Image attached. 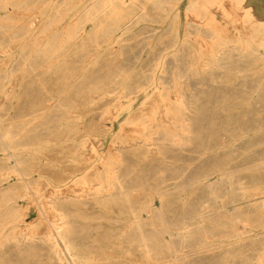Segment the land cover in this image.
<instances>
[{"label":"rangeland","instance_id":"obj_1","mask_svg":"<svg viewBox=\"0 0 264 264\" xmlns=\"http://www.w3.org/2000/svg\"><path fill=\"white\" fill-rule=\"evenodd\" d=\"M27 1L8 5L10 17L3 21L9 26L0 27V123L16 136L13 146L0 147V172L7 177L1 187H20L17 171L9 172L17 169V159L23 170L36 169L41 162L46 169L32 172L31 191L18 197L25 230L7 228L8 237L0 236V264H57L48 259L44 243L33 245L23 235L51 231L57 213L45 202L54 192L80 189L82 172L76 168L111 148L112 140L137 143L122 147L127 159L122 171L134 204L153 197L162 209L166 227L143 229L157 253L171 245L189 255L184 264H264V209L251 200L259 197L261 202L264 195V55L247 51L237 39L264 42L262 2L223 0L222 7L208 6L209 21L202 22L185 14L189 0L178 6L176 21L147 2L150 20L128 27L120 43H102L100 48L84 36L48 62L31 39H46L39 31L61 0ZM250 3L247 9H258L263 16L245 20L244 6ZM29 29L38 36L27 33ZM217 56L221 59L216 63ZM142 85L145 92L122 95L126 87ZM184 117L188 131L181 130ZM247 193L256 195L246 198ZM70 199L66 211L77 243L89 255L85 264H160L158 258L141 259L135 245L116 238L122 230H132L129 211L118 202ZM182 225H190V231L180 233ZM134 232L125 231L124 237Z\"/></svg>","mask_w":264,"mask_h":264},{"label":"bare ground","instance_id":"obj_2","mask_svg":"<svg viewBox=\"0 0 264 264\" xmlns=\"http://www.w3.org/2000/svg\"><path fill=\"white\" fill-rule=\"evenodd\" d=\"M19 1H21V0H0V10H5L6 11V13H5L6 16H5V14H1L0 15V27L1 28L9 26L8 24L5 23V21H3V20H5L7 18V16L10 17L9 14H10L11 10L8 8L9 7L8 5L11 4V5H14L15 7H17V2H19ZM57 1H59V0H57ZM240 1H241L240 4L243 5V4H246L247 0H240ZM147 2H152L155 5V7L158 10H160V11L162 10L165 13L166 16L173 15V19L176 21L177 20L176 17H179V14H180L179 13L180 11H178V9H179L178 6L181 4V2H184V0H61V2H60L61 5L60 6L53 7L52 18H51V20L49 22L46 23V25H47L46 28H43V29L41 28L40 31H39V33H45L46 39L38 40V39H36L34 37L31 39L32 42L33 41L36 42V46H35L34 50L36 51V53L38 55H39V53H41V54L43 53V55L45 57L44 59L49 62L52 59L54 61V58L57 57L59 55V53H61L62 51L70 49L73 45L78 43L79 40L83 39L84 36H87V38L90 41V43L92 42L93 45L96 46V47H99L100 45H102V43L105 44V43H110V42H113V41L115 43H118L121 40V37L126 33L128 27L138 26L142 22L150 20V17L147 15V10H146V6H145V3H147ZM69 3H71V5L68 6ZM211 4L212 5L213 4H215V5L217 4L218 7H220V6L222 7L225 3L223 2V0H200V1L189 0L188 4L186 6V9H185V14L188 16V18L189 17L190 18L191 17L192 18L195 17L196 19H198V20L194 19L195 22L199 21V20H201V22H202L203 19H204V21H207V20L209 21V19H206L207 18V9H208V6L211 5ZM250 5H251V3L249 5H245L244 6L246 8V9H244L245 20H251L252 21V18L254 17V15H257V17H258V15L259 16H263L261 13H259L258 9H252V8H248L247 9V7L250 6ZM20 9L23 10L22 8H20ZM183 10H184V8H183ZM28 11H27V13H28ZM17 12H19V11H17ZM49 12L50 11H48V13ZM213 12H214V10H213ZM20 14H22V13H20ZM160 14H161V12H160ZM12 15H13V17H15L14 14H12ZM192 18H191V20H192ZM160 19H161V17H160ZM256 19H258V18H256ZM248 22H250V21H248ZM254 22H256L255 24H258L259 20L254 21ZM254 22H253V24H254ZM207 23L211 24V22L210 23L207 22ZM260 23H261V26L264 27V19H260ZM253 24H251V25H253ZM88 26H90V29L87 30ZM253 26H255V25H253ZM253 28H255V27H253ZM27 31H28L27 33H31L32 36H38V34H39V33H32L30 29L27 30ZM215 31H220V30H218V29L214 30V33H215ZM9 33H10V31H9ZM14 34L17 35V30L14 31ZM6 35H8L7 32H6ZM115 35H118V36H117V38L114 39ZM237 39H238V42H240V43L243 42L242 44L245 43L244 47H245V49H247V51L248 50L250 51V50H256L257 49V50H261V53H260L261 55H264V42H261V43L259 42V43L255 44L256 41L254 42V39H252V38L244 39L242 36L238 37ZM136 45H137V43H136ZM139 45H141V44H139ZM85 48L86 47L84 46V49ZM100 48H101V46H100ZM257 50L255 52H257ZM4 51H5V49H4ZM31 51H33V50H31ZM64 53H66V52H64ZM60 56H62V54H60ZM220 59H221V57L217 56L216 63L219 62ZM10 60H11V58H9L8 63L10 62ZM86 61H87V59H86ZM60 62H59V64H60ZM57 63H58V61H57ZM159 63H161V61ZM213 63L215 64L214 61H213ZM27 65H28V63H27ZM46 66H47V64H46ZM40 68H41V66H40ZM42 70H43V67H42ZM44 71H45V69H44ZM44 71H43V73H44ZM157 76H154V77H157ZM32 78H33V76H32ZM71 80H72V78H71ZM153 82H155V81H153ZM52 85L50 87H52ZM67 85H68V83H67ZM66 88H67V86H66ZM125 89H126L125 90L126 92L122 91L123 92L122 95L125 96V97H130L133 94H137L138 93L137 95H139V93L145 92L147 87L142 85V86H138L136 88V90H134V89L131 90L128 87H126ZM52 91H54V90H52ZM48 92H51V89ZM43 93H44V91H43ZM61 93H63V92H61ZM46 96H47V94H46ZM61 96H62V94H61ZM59 105L61 106V104H59ZM182 105L184 106L183 102H182ZM66 106H68V105H66ZM27 110L28 109H26V111ZM43 110H44V108H43ZM44 111H46V110H44ZM176 112H178V111L176 110ZM180 112H181V110H180ZM42 114H43V112H42ZM22 118L24 119V117H22ZM26 119H27V117H26ZM30 120H31V118H30ZM175 121H177V120H175ZM25 122H27V121H25ZM184 122H186L185 117L182 119V124H181V128L182 129L181 130L188 131L189 130V124H188L189 122L188 121H187L188 123H184ZM2 123H0V147L3 148V146H6V145L7 146L8 145L9 146H13V144L15 143V137L16 136H14L10 132L11 129L5 128ZM156 123H158V122H156ZM112 125H113V123H112ZM149 125H151V124H149ZM142 128H144V127H142ZM154 128L155 127H153V129ZM173 128H174V126H173ZM153 129L151 130L152 132H153ZM104 130H105L106 133H108L110 131V129H107V128H104ZM176 130H177V128H176ZM24 132H25V130H24ZM141 132L142 131H140V133ZM150 136H152V135H150ZM159 136H160V134H159ZM135 137L137 138L138 135H136ZM188 137H189V134H188ZM45 139H46V137H45ZM116 141H118V138H117ZM130 141L127 140V142H126V143H128L127 145H120L119 143L116 144V142H114L112 140V144H111L112 147L111 148L107 149L104 153H101V154L99 153L100 155H98V157H95V159L93 161L90 160L91 162H89L88 164L85 162L87 165L83 164L81 167L76 168V171H81L82 172V174L80 175V177L77 180V182H79V181L81 183L83 182L81 184V186L79 184V186H80L79 188L80 189H73V190L70 189V191L63 190L61 192H54V193H52L50 195L51 198L47 202H45V205L46 204L49 205V207L57 213V216L53 215V216H56V220L54 222L50 221V229H51V231H46L43 235L42 234L38 235L37 232H36V234L34 232L33 233H30V232L26 233V234L23 235L24 240L30 242L33 245L36 244L35 242H39V241L44 243V245H46L47 249H48V252H46L48 254L47 257L52 263L54 262V263H57V264H85V262L90 261L88 259L89 255L88 256L85 255V253L83 251V248L76 241V237H75V233H74V230H73L72 222L69 220V215H68V212L66 211L67 203H68L67 201H71L70 198H74L72 200H76V201L89 200V198H94L97 202H107V203H112V202H114V203L116 202L117 203L118 202L119 205H117V206H119L121 209H127L129 211V214L127 215V217H129L128 221L130 223L128 225H129V229H132V230H128V229L127 230H122V233L119 232V234L121 236L120 237H116V238L122 239V243L126 242V244H129V246L130 245H135L134 248H136L139 251V253L141 255V259L150 260V259L158 258L161 261L160 264H184L183 263V262H185L184 259L187 256H189L187 253H185L183 250H181L179 252L175 247H173L171 245L166 246L165 250H163L161 253H159V252L157 253L156 247H154V245L151 244L149 238H147L146 234L143 232V229L146 226H150L153 229H157V228L166 227V224H165L164 219H163L162 209H161L160 206H157V204L155 203L153 197L140 198L137 201V205L134 204L133 200H131L132 192H131L130 188L128 187L127 183L125 182L127 180L126 179V174H125L124 171H122V167L127 162V159L125 158L124 153L122 151V147L125 148V147H132L134 145H137V143H131L132 141L131 142ZM181 141H182V139H181ZM144 143H145V141H144ZM181 143H183V142H181ZM32 144H34V143H32ZM18 145H20V143H17V146ZM146 147H148V146H146ZM35 153L36 152H34V154ZM78 155H79V153H78ZM48 156L49 155H47V157ZM1 158H3V157H1ZM37 158H39V157H37ZM33 159H31V160H33ZM50 159L53 160L52 158H50ZM35 166H37L36 169H31L30 168V170L28 169L27 171L23 170V168L21 167V161H19L17 159V169L13 168V169H11L9 171L10 173H12V172L14 173V172L17 171V179H18L17 183H19V185H20V187L17 188V191L14 189V186H9V187H6V188H2L1 187L2 186L1 185L2 182L7 177L4 176L5 171H4V173L0 172V236H3V238H7L8 237L6 235V233H5L7 231L6 230L7 228H9L11 230L12 229L15 230L16 228L17 229H19V228L23 229L22 224L24 222V219H23L24 213L22 212L21 204L18 202V197H20L22 195L25 196V195L29 194L28 189H30V184H31L30 183L31 182V177L29 178V176L32 174V172L38 171L40 174H42L43 170L46 169V168L42 167V162H41L40 165H35ZM41 168H42V170H41ZM55 172H57V171H55ZM1 175H3V176H1ZM58 175H59V173H58ZM58 175L55 174V176H56L55 178H57ZM65 177H63V178H65V179H67V177L69 178V176H65ZM33 178H35V177H33ZM60 178H62V176ZM57 179H59V178H57ZM156 186H157V184H156ZM67 189H69V188H67ZM30 191H31V189H30ZM155 192H156V190H150V193L152 195ZM254 195H256V194H254V193L248 194L247 193V195L245 197L248 198V197H252ZM261 198H262L261 202L258 201L259 197L252 198L251 200L252 201L256 200L255 201L256 202L255 204H257L256 207L259 206L262 209H264V199H263L264 195H262ZM76 201H74V202H76ZM248 201L246 200V202H248ZM70 203H72V201ZM112 207H113V205H112ZM143 211H145L147 213V217L146 218H144L145 216L141 213ZM27 223H29V222H27ZM32 224H34V221L31 223V225ZM197 224H199V223H197ZM29 225H30V223H29ZM193 225H195V224H193ZM189 226L190 225H182L180 233H186V231L188 233L190 231V229L187 230L186 228H188ZM24 227L29 228L30 226L25 225ZM184 229H186V230H184ZM23 230H25V229H23ZM125 231H127V232L128 231H135L134 232L135 234L134 235H129L127 237V239H126V236L124 237V232ZM7 232H9V231H7ZM13 237H15V236H13ZM16 239H18V237ZM182 239H183V241H186L187 238L183 237ZM22 246H23V244H22ZM250 261L251 260L246 261L245 264H248ZM124 264H127V263H124Z\"/></svg>","mask_w":264,"mask_h":264},{"label":"water","instance_id":"obj_3","mask_svg":"<svg viewBox=\"0 0 264 264\" xmlns=\"http://www.w3.org/2000/svg\"><path fill=\"white\" fill-rule=\"evenodd\" d=\"M260 1L262 2L263 6H264V0H260Z\"/></svg>","mask_w":264,"mask_h":264}]
</instances>
